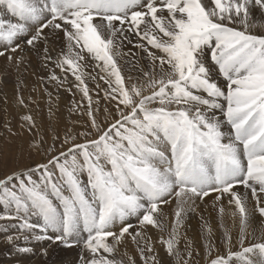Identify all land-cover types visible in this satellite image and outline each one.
<instances>
[{
    "label": "snow or ice",
    "instance_id": "snow-or-ice-1",
    "mask_svg": "<svg viewBox=\"0 0 264 264\" xmlns=\"http://www.w3.org/2000/svg\"><path fill=\"white\" fill-rule=\"evenodd\" d=\"M258 11L264 14V0H0V56L10 49L8 62L19 66L24 57L13 54L24 44L36 48L46 44V29L59 30L67 51L56 66L72 72L88 101L84 131L69 129L63 139L53 134L51 143L31 115L20 117V135L27 131L29 149L41 159L0 178V221H14L18 229L7 242L71 247L70 238L83 231L91 254L82 256L83 264H122L114 254L131 237L144 264H157L145 233L148 226L163 233L161 205L174 199L172 230L159 243L181 264L178 228L186 205L215 192L217 202L227 196L234 206L239 249L225 230L227 254L213 257L205 245L209 264H264V227L261 239L245 246L255 212L264 217V34L253 31ZM128 33L139 37L136 47L150 61L135 78L125 77L117 61ZM48 51L45 46V61L52 60ZM86 57L97 62L107 85L103 120L81 72ZM237 185L246 191L240 194ZM130 217L137 220L134 233ZM188 257L183 264H191V251ZM128 261L136 264L131 256Z\"/></svg>",
    "mask_w": 264,
    "mask_h": 264
},
{
    "label": "bare ground",
    "instance_id": "bare-ground-1",
    "mask_svg": "<svg viewBox=\"0 0 264 264\" xmlns=\"http://www.w3.org/2000/svg\"><path fill=\"white\" fill-rule=\"evenodd\" d=\"M0 15H3V13L0 12ZM254 22L264 25V14L259 11L256 12ZM253 31L257 34H264V27H261V30L254 29ZM45 34L48 36L46 44L44 41L37 42L36 48H31L24 44V51L21 52L18 50L13 54L17 57H24V62L19 64V66L15 63L8 62L6 57L12 54L10 50H6L5 56H0V110L5 107L8 111L6 116L0 112V126L1 122L7 124L13 117L14 119L18 117L19 121L14 122L20 130V124L22 123L20 117L22 115H31L37 129L45 127L46 124L54 125L58 122L61 127L60 135L69 129L76 134L79 133L80 129H84L88 120V117L83 114L87 109L88 101L82 99V94L75 87V84L78 82L75 81L72 72H62L61 69L56 66L55 61L57 56L62 50L64 52L67 51L63 33L59 30L51 32L50 29H46ZM117 43L120 44L121 42L118 40ZM139 43V37H134L131 33H128L127 38L123 39L122 46L118 49L122 55L117 57V61L125 77L132 75L135 78L140 74V67L150 63V61L147 60L146 53H144L141 48L136 47ZM4 44L5 42L0 41V49H3ZM45 46H47L49 50L48 55L52 57L51 61H45L43 59ZM80 63L82 65L81 72L83 73L85 83L89 88V94L93 100V106L95 107L96 101H99L100 105V103L104 101L103 96L107 88L104 81L99 79V76L103 75V73L100 72V69L96 66L97 62L91 57H86V59ZM52 74H55L59 80L50 81L49 77ZM93 77H95V79H93ZM216 79L222 80V78L218 76ZM42 84L48 85L46 91L42 90ZM97 85H99V87ZM32 89L34 96L28 95V92ZM69 89H71V91H69ZM99 92L102 93V96ZM18 96L23 98V105L18 103ZM39 96H43V99L40 103H37L36 99L39 98ZM3 100H5V103H3ZM30 101L37 103L36 107L31 109V105L29 104ZM81 104L83 107H78ZM102 108L104 107L102 106ZM37 110L42 111L43 114H40V111ZM47 111H49L48 114ZM216 114L219 115V112L217 111ZM26 132L27 131L22 135L24 140ZM40 159L41 157L37 156L34 163ZM236 190L240 194L246 191L242 185H237ZM247 192V207L249 212L253 213L256 201L251 198L250 189L247 190ZM217 195V193L213 192L202 200L195 198L186 205V210L178 228L181 239L177 247L180 252L181 264H183V260L189 258L188 251L192 252L191 264H209V257L206 253L205 245H208L212 249L213 257L218 253L226 255L227 248L224 242L225 230L233 237V244L235 245L234 250L239 249V244L236 243L239 237V219L238 216L236 218L231 216V212L234 211V206L229 205L227 196H225L221 202H217L215 199ZM260 195L262 199H264V194ZM221 207L224 208L223 214L220 213ZM161 208L163 211L160 216V222L164 226L163 233H161L159 229L148 226L145 235L151 237L154 242L153 247L157 264H177V258L174 256L169 257L165 249L159 243L161 235L167 238L172 230V221L175 219V200L171 199L170 203L161 205ZM32 221L36 222V218L33 217ZM129 222L133 225L130 232L134 233L137 230V220L135 217H130ZM221 225H223V227ZM261 227H264V217H260L259 213L255 212L254 223L248 229V231L253 234L247 237L245 246H250L251 243L258 242L261 239ZM209 229H211L210 232ZM17 231V226L11 227L8 225V227L4 229L0 227V246L2 248L4 246H11V244L8 245L9 243H7V237L17 233ZM115 231L118 232L119 227H117ZM86 239L87 233L81 231L75 238H70V242L72 243L71 247H66L59 242H56L54 246V242L50 240L27 244L28 247L32 249V251L27 253L16 251L13 250L12 247H9L8 250L5 251L6 254L9 255V258H4L3 261L0 260V263L83 264L81 260L82 256L90 257L91 255L84 250L83 241ZM109 242H111V238H109ZM27 245L22 242L19 246L26 247ZM188 245H190V248ZM45 248L47 249L46 257L41 254L42 249ZM0 253H2V250H0ZM125 253H127V255H125ZM101 254L108 255L104 253ZM129 256L135 260L136 264H144V261L141 260L140 254L136 249V244L133 243L131 237H126L125 240L118 245V250L114 254V258L117 261H122V264H129Z\"/></svg>",
    "mask_w": 264,
    "mask_h": 264
},
{
    "label": "rangeland",
    "instance_id": "rangeland-1",
    "mask_svg": "<svg viewBox=\"0 0 264 264\" xmlns=\"http://www.w3.org/2000/svg\"><path fill=\"white\" fill-rule=\"evenodd\" d=\"M261 27H262V24L259 23V24H257V27L255 29L261 30ZM133 36L136 37L135 35H133ZM46 87H48V85L42 84V90L43 91H46ZM28 93H29L28 95L34 96L33 89L30 90V92H28ZM99 93L102 96V93L101 92H99ZM103 98H104V96H103ZM1 99H3V98H1ZM42 99H43V96H39V98L36 99V102L40 103ZM100 99H102V98H100ZM103 100H102L103 102L100 103V109L101 110H103L102 106L105 107L108 105L107 100H105V99H103ZM3 103H5V100H3ZM37 103H35L34 101H30V103H29L31 105L30 108L32 109L33 107H36ZM37 111H40V110H37ZM0 112H2V114H4L5 116L8 114V111L5 107L2 108V110H0ZM48 112L49 111H47V114H48ZM39 113L43 114L42 111H40ZM101 116L103 117V115L100 114L99 118L101 120H103V118ZM16 118L17 119H14V117H13V119H14L13 120L11 117V119L13 121L9 120V123H7V124L5 122H1V126H0V131H1L0 132V178H3L4 175L10 173L13 170H19V169H23V168H26L28 166L33 165L34 160H36V158L38 156V155H36V153L34 151L30 150L29 146H28V141L31 140L32 137L29 136V134L26 132V137L24 140L23 136L20 135L19 127L15 123V122H18L19 120H18V117H16ZM9 129H11V131H9ZM38 130H39L40 135H42L45 140H48L49 143H51V137L53 134L59 135L61 137V139H63V136L65 134V131H64L63 134L60 135L61 127L59 126L58 122L55 123L54 125L46 124L45 127L38 128ZM81 131H84V129H80L79 132H81ZM13 132H15L17 134L12 135ZM76 134H78V133H76ZM8 225H10L11 227H14V226H16V222H14V221H12V222L0 221V227H2V229L8 227ZM15 234H17V233H14L11 235H15ZM22 242L24 243L23 240L22 241L21 240L16 241L15 245L11 244V246H9V247H12L13 250L17 251L16 245H20ZM8 245H10V244H8ZM55 245H56V242H54V246ZM9 247L4 246L2 248L0 246V250H2V253H0V260L1 261H3L4 258L5 259L9 258V255H7L5 252L6 250H8ZM26 247H28V245ZM81 260H82V258H81Z\"/></svg>",
    "mask_w": 264,
    "mask_h": 264
}]
</instances>
